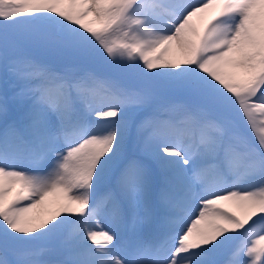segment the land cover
<instances>
[{
	"label": "snow or ice",
	"instance_id": "6c2138e0",
	"mask_svg": "<svg viewBox=\"0 0 264 264\" xmlns=\"http://www.w3.org/2000/svg\"><path fill=\"white\" fill-rule=\"evenodd\" d=\"M0 70V264H264V0H0Z\"/></svg>",
	"mask_w": 264,
	"mask_h": 264
},
{
	"label": "rangeland",
	"instance_id": "374dc122",
	"mask_svg": "<svg viewBox=\"0 0 264 264\" xmlns=\"http://www.w3.org/2000/svg\"><path fill=\"white\" fill-rule=\"evenodd\" d=\"M3 91H4L3 74H2V70H0V95L3 94ZM2 126H3V117L0 116V128H2Z\"/></svg>",
	"mask_w": 264,
	"mask_h": 264
}]
</instances>
